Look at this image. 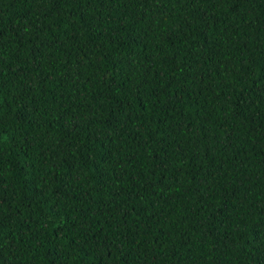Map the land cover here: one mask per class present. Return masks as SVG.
<instances>
[{"label":"trees","instance_id":"1","mask_svg":"<svg viewBox=\"0 0 264 264\" xmlns=\"http://www.w3.org/2000/svg\"><path fill=\"white\" fill-rule=\"evenodd\" d=\"M0 264H264V0H0Z\"/></svg>","mask_w":264,"mask_h":264}]
</instances>
